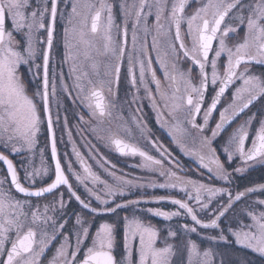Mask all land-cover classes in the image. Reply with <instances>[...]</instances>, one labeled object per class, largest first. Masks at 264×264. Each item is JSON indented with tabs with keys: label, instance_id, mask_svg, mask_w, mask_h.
I'll return each mask as SVG.
<instances>
[{
	"label": "snow or ice",
	"instance_id": "obj_1",
	"mask_svg": "<svg viewBox=\"0 0 264 264\" xmlns=\"http://www.w3.org/2000/svg\"><path fill=\"white\" fill-rule=\"evenodd\" d=\"M122 83L124 103L135 111L132 126L118 115L124 123L114 132L103 126L112 123ZM65 98L87 110V118L76 113L78 134L90 133L121 157H139L132 167L148 175L118 174L84 137L86 158L62 116ZM144 100L156 124L209 182L189 176L191 169L153 136ZM257 102L264 106V0H0V264H42L54 245L48 264H213V248L201 250L205 240L264 257V199L242 210L249 223L221 224L238 202L264 194V183L231 187L238 176L264 167V110L251 111ZM61 121L79 171L67 153L65 168L58 154ZM185 124L198 135L190 136ZM42 129L53 166L44 149L40 166L33 164ZM189 138L196 147L188 146ZM136 190L137 198H128ZM73 200L78 210L70 209ZM163 204L175 207L148 206ZM149 217L185 222L158 227Z\"/></svg>",
	"mask_w": 264,
	"mask_h": 264
},
{
	"label": "flooded vegetation",
	"instance_id": "obj_2",
	"mask_svg": "<svg viewBox=\"0 0 264 264\" xmlns=\"http://www.w3.org/2000/svg\"><path fill=\"white\" fill-rule=\"evenodd\" d=\"M129 2H130V0H129ZM117 4H118V0H117ZM192 7H194V5ZM116 11H117V23H120L121 18L119 16L118 6H117ZM187 11L190 12L191 7ZM54 36H55V39H54V45H55L54 55H55V59L57 61H59V59L62 57V53H63V43H62L63 26H62V23H60V22L57 23ZM64 71H65V73H67V67L66 66L64 68ZM256 71L259 72V71H261V69L257 68ZM69 83H70V81H69ZM226 97L230 98V92L226 94ZM124 101H125V89H124V85L122 83L121 89L118 93V97L115 101L117 106L113 110L112 123L111 124L106 123L103 126L105 129L111 128L112 131L116 132V131H118V126L122 125L124 123V120H126L128 122L129 126H132L131 125L130 109H131V112H134L135 106L130 105V104H125ZM210 101H211V90L209 91V94L206 98L205 107L207 106L208 103H210ZM223 102L226 104L228 102V100L224 99ZM143 105H144L143 112H144V115L146 116L148 126L152 130L153 136L159 137V139L165 144V146H167L169 148V150L173 153V156L177 160L180 161L181 165H183L186 170L191 169V171L187 172V174L189 176L196 178V179H203L205 182H209L207 174L205 173V175L201 176L199 170L197 169V166L193 163V161L189 157H187L183 153H181L179 148H177V146L171 142V138L168 136L167 132L164 129H161L159 127V125L156 124L155 115L152 112L151 108L148 107L147 100L143 101ZM256 105H258V102L254 106H256ZM254 106L252 108H254ZM65 108L67 109V112L65 113L63 110H61L62 116L64 114H66L68 116V127L72 131L73 140L76 142V145L78 146L79 150L85 155L86 158L88 157V149H87V147H85L86 141H85L84 137H87V140L91 141L92 144L96 145V147L99 149L100 153H102L112 163H114L116 165V168L118 170V174L128 173L130 175H135V176L148 175V173H142L139 168L132 167V165L139 162V157H136V158L121 157V156H119V154L112 152V151H109V149L104 146L103 142L97 141L95 139V137H93L90 133H88V132H83L80 134L77 133L76 125L79 123V121H78V117L76 116V113L77 112H83V113H85V116L87 118V110L84 109L82 105L77 108L72 104V102L70 100H67V98H65ZM118 115H122L124 117V120L118 119L117 118ZM214 118L218 119V112L214 113ZM242 118H246V116H242ZM198 122H202V120L200 118H198ZM183 126L188 130V133L190 134V136L198 135L196 130L191 129L189 125L185 124ZM234 126L235 125H233V127ZM81 127H84V126L82 125ZM132 130H133L134 135H138V133H136L134 126L132 127ZM231 130H232V128L230 127L228 129V132H230ZM228 132H226L224 134V137H222V138H226L228 135ZM120 135L125 136L126 134L123 132H120ZM56 136H57V150H58V154L61 158L62 165H64L65 168L67 167V165L65 163V158H64V154L67 153L68 159L72 160V162H73V167L77 171H79L80 170L79 165L75 162V157L72 155V145L68 142V136H67V133L63 127V121H61V124L58 127H56ZM186 143L188 144L189 147H196V145H192L190 138L186 140ZM46 145H49L48 134H47L45 129H42V132L39 136V140H38V144H37V154L33 160V164L37 167L40 166V155H39L40 149H44V157H45L47 164L49 166H53V162L51 160L50 146L46 147ZM142 146H144V145L142 144ZM151 154L158 155L157 153H155L154 150H151ZM10 158H13L14 163H16L17 165H19L21 163L20 157H10ZM88 162L93 166V170L97 171L101 175L102 178L111 181V177H108L106 175V173L103 172L102 169H99L96 166L95 161H93L89 158ZM4 171H5V169L3 168L2 165H0V176H2L4 174ZM252 172H259V173L264 172V167L257 166L254 169L245 173L243 176H238L234 180L231 187L234 190L243 191L244 189H241V188H242V185H244V183H245V178H246L247 174H250ZM21 175H22V173H21ZM219 184H220V182H217V186H219ZM78 191L80 192V194H82V196L86 195L84 193V189L82 187H80L78 189ZM153 191H155L157 194H164V190H160V189H156V190L145 189L144 190V192H147L149 194H151ZM139 192H140V190H136L134 192V194L128 198H137ZM173 195L182 196L183 193L174 192ZM258 196L260 197V199H264V194L263 195H256L255 198H258ZM251 200H253V199H245L241 202H238V204L236 206H234V209L230 210L226 214V217L222 218V220H221V224L223 225L222 227L225 228L224 227L225 225L230 224L232 222H234V224H236V227H237V221L240 219H243L244 223H249L250 220L248 219V217L242 215V210L245 209L249 204L252 203ZM254 200H257V199H254ZM93 203H95V202H93ZM148 206H150V207H163L165 209H172L175 207V206H172L170 204L148 205ZM70 209L71 210H78L79 205L73 200L71 205H70ZM126 211L127 210H121L120 215L123 216L124 214H126ZM149 219H151L152 222L154 224H156L158 227H165L168 224H170L173 229L178 228V220H179V223L185 222L184 218H174L171 222H164L163 220H161L159 218H155V217H149ZM187 222L191 223L190 219H188ZM94 228H95V225H94ZM225 229H227V228H225ZM201 231L204 232V231H208V230H201ZM195 237H197V236L193 235V239L196 240ZM118 240L121 241L120 246H118L116 249V255L119 258L120 253L122 252V234L118 235ZM54 248H55V245L46 252L45 256L42 258V264H48V261L51 259L52 255L54 254ZM261 258L264 259V257H261Z\"/></svg>",
	"mask_w": 264,
	"mask_h": 264
},
{
	"label": "trees",
	"instance_id": "obj_3",
	"mask_svg": "<svg viewBox=\"0 0 264 264\" xmlns=\"http://www.w3.org/2000/svg\"><path fill=\"white\" fill-rule=\"evenodd\" d=\"M264 183V172H252L250 174H247L245 178V183L242 185L241 189H245L246 187L262 184ZM256 196L251 195L250 199H254ZM235 224L230 223L225 225V228H228L229 226L234 227ZM238 226V225H237ZM217 256L222 254V259L225 261L227 259L228 264H264V259H262L260 256L255 254L254 252L241 248L238 245H235L234 243L229 245H219L216 246L214 249Z\"/></svg>",
	"mask_w": 264,
	"mask_h": 264
},
{
	"label": "rangeland",
	"instance_id": "obj_4",
	"mask_svg": "<svg viewBox=\"0 0 264 264\" xmlns=\"http://www.w3.org/2000/svg\"><path fill=\"white\" fill-rule=\"evenodd\" d=\"M33 2H34V0H33ZM262 110H264V106H262L261 105V103L260 102H258V105H256V106H254V108H252V112H257V113H259L260 111H262ZM250 170H252V169H250ZM249 170V171H250ZM251 195H263V194H261V193H259V192H257V193H253V194H251ZM254 199H260V197L258 196V198H254ZM254 199L253 200H251V202H253L254 201ZM233 224H234V222H232ZM236 223V222H235ZM223 226V225H222ZM234 227H236V224L234 225ZM196 238V240H197V242L199 243V237H195ZM200 247H201V250H204L205 248H208V247H212L213 248V250L216 248V245H211L207 240H205L202 244H200ZM222 254H220V255H218L217 256V254H216V252H215V250H214V255H213V264H221V260H223L222 259ZM230 261V260H229ZM229 261H228V263H229ZM227 263V259L225 260V261H223V264H228Z\"/></svg>",
	"mask_w": 264,
	"mask_h": 264
}]
</instances>
